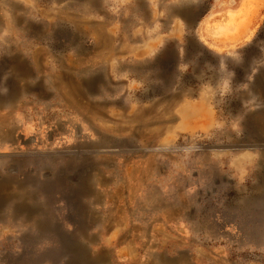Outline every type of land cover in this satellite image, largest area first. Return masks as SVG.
Segmentation results:
<instances>
[{
  "label": "rangeland",
  "instance_id": "1",
  "mask_svg": "<svg viewBox=\"0 0 264 264\" xmlns=\"http://www.w3.org/2000/svg\"><path fill=\"white\" fill-rule=\"evenodd\" d=\"M30 7L0 45V264H264V0Z\"/></svg>",
  "mask_w": 264,
  "mask_h": 264
},
{
  "label": "crops",
  "instance_id": "2",
  "mask_svg": "<svg viewBox=\"0 0 264 264\" xmlns=\"http://www.w3.org/2000/svg\"><path fill=\"white\" fill-rule=\"evenodd\" d=\"M30 4L31 0H0V45L3 43L2 46L8 45L12 47L18 45V42L20 41L18 32H22V35L25 37V29H28V26L32 21L31 14L33 12ZM89 12L91 11H88L87 14H89ZM40 13H42V17L34 21L46 23L47 9L44 8ZM65 14H68L67 23L77 28L79 24L78 14H76L74 10L69 11V9H66ZM39 16H41V14H39ZM87 24L90 28L98 26V24L103 27L109 26L108 22L105 25L104 20L100 23L97 22V24L96 22L87 21ZM28 33L29 32L27 31L26 36ZM16 40L17 42H15ZM24 40L25 39L22 38L23 43ZM15 55L16 54H12L10 56L11 60L9 61H11V71L17 73V76H26L28 74L30 67L29 64L32 63L31 61L40 63L42 61L45 62L46 60V58H41L37 55H31V57H33L32 59L29 54H27L28 56L23 57Z\"/></svg>",
  "mask_w": 264,
  "mask_h": 264
},
{
  "label": "bare ground",
  "instance_id": "3",
  "mask_svg": "<svg viewBox=\"0 0 264 264\" xmlns=\"http://www.w3.org/2000/svg\"><path fill=\"white\" fill-rule=\"evenodd\" d=\"M90 79H91V78H90ZM78 131H79V130H78ZM48 136H49V135H48ZM262 168H263V167H262ZM262 168H261V169H262ZM263 183H264V182H263ZM43 220H44V219H43ZM47 228H48V227H47Z\"/></svg>",
  "mask_w": 264,
  "mask_h": 264
}]
</instances>
